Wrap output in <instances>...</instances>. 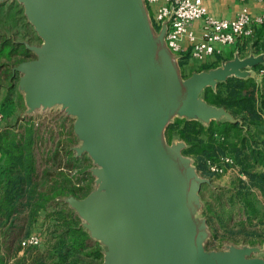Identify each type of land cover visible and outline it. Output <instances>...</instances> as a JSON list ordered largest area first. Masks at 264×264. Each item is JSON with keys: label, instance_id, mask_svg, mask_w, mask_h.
<instances>
[{"label": "water", "instance_id": "obj_1", "mask_svg": "<svg viewBox=\"0 0 264 264\" xmlns=\"http://www.w3.org/2000/svg\"><path fill=\"white\" fill-rule=\"evenodd\" d=\"M47 43L25 62L29 93L76 115L106 189L79 201L110 246L105 264H264L242 249L199 258L198 225L187 223L188 190L200 178L166 146L161 118L178 108L224 113L200 92L235 75L236 63L191 74L173 87L151 76L168 61L162 29L150 38L143 0H21ZM172 62V60H170ZM238 76V75H237Z\"/></svg>", "mask_w": 264, "mask_h": 264}, {"label": "rangeland", "instance_id": "obj_2", "mask_svg": "<svg viewBox=\"0 0 264 264\" xmlns=\"http://www.w3.org/2000/svg\"><path fill=\"white\" fill-rule=\"evenodd\" d=\"M142 3L150 38L157 40L162 28L154 21L144 1ZM257 35L256 33L246 40L254 47L255 56L261 53L264 57V35ZM44 43H47V39L32 20L24 2L0 0V133L5 131L22 133L28 124L34 127L35 180L40 182L41 191L48 190L45 193L48 199L44 207L36 211L29 233L19 237L17 243L19 249L16 253L14 251L16 241L11 245H5L0 235V257H3L1 262L105 264L110 246L100 239L94 223L78 207L79 201L97 195L107 188L98 172L99 162L83 147L87 139L76 126V115L70 111V106L65 104L63 97L52 100L41 98L38 91L34 95L29 93L28 70L24 63L38 58V53L31 47ZM261 54L259 56L262 57ZM192 60L182 64L176 54L170 53L166 63L156 64L151 76H154V79L164 77L167 85L173 87L202 68L201 64ZM242 63H245L244 60ZM260 67H264V59L252 67V77L258 81L264 77V74L260 73ZM179 116L203 122L224 119L226 116L215 111L206 115L198 112L182 115L178 108H175L161 118L166 146L177 149L185 161L186 168L200 178L197 184L188 190L190 207L187 211V223L198 225L196 239L199 258L208 259L223 250L242 249L246 256L264 261L262 194L255 187L249 188V198L254 206V210H250V207L243 205L237 194V191L246 189L241 182L247 185L248 178L229 154L218 157L214 163L208 162L211 173H202L196 168L194 159L182 152L185 147L184 141L175 136L171 141H167L164 133L166 126ZM231 134L229 131L228 137ZM59 148L61 152L54 161L52 153ZM2 164L0 155V177L3 175ZM44 172H47L45 178ZM56 179L60 182L65 181L61 182L63 192L58 194H54L52 189L49 191V187L57 181ZM72 187L78 189L75 194L68 192ZM26 212L27 210H24V213ZM64 221L67 223L73 221L70 224L78 228V234L84 236L85 242L78 251L68 248L67 257L62 260L55 250L51 251V248L59 240L60 233H65ZM31 236L36 238V242L34 240L23 245L22 241ZM65 241L67 245H72L70 235H65Z\"/></svg>", "mask_w": 264, "mask_h": 264}, {"label": "trees", "instance_id": "obj_3", "mask_svg": "<svg viewBox=\"0 0 264 264\" xmlns=\"http://www.w3.org/2000/svg\"><path fill=\"white\" fill-rule=\"evenodd\" d=\"M263 31L260 28L256 32L257 36ZM201 97L207 104L223 108L228 117L203 122L179 116L167 124L165 138L171 141L175 136L184 141L182 152L194 159L196 168L202 173H211L208 162L214 163L218 157L229 154L248 178L247 185L241 182L246 189L237 191L238 198L244 206L254 210L249 188L255 187L264 198V77L258 81L252 76L228 75L218 80L215 86L204 87ZM229 131L232 133L230 137ZM34 133L35 129L30 124L25 125L22 133H0L3 162V175L0 177V235L5 245L16 241L15 253L19 249V237L29 233L36 211L43 208L48 199L45 197L48 190L41 191L40 182L35 180ZM60 152L59 148L52 153L54 161ZM61 182L54 181L49 191L52 189L54 194L63 192ZM77 190L72 187L68 192L75 194ZM24 210L27 212L24 213ZM72 222L64 221L65 233H60L59 240L51 248L62 260L67 257L68 248L78 251L84 246V236H79L78 228L71 225ZM66 234L71 236V246L65 241ZM1 259L2 256L0 264Z\"/></svg>", "mask_w": 264, "mask_h": 264}, {"label": "built area", "instance_id": "obj_4", "mask_svg": "<svg viewBox=\"0 0 264 264\" xmlns=\"http://www.w3.org/2000/svg\"><path fill=\"white\" fill-rule=\"evenodd\" d=\"M144 1L156 4L154 19L164 30L163 41L168 52H180L182 41L187 40L191 56L198 60L218 52V44H233L239 39L250 38L257 28L264 27V10L256 15L242 10L233 18H217L208 13L204 0ZM252 1L264 3V0ZM198 19L202 20L199 36L192 27L193 22ZM260 73L264 74V69ZM34 240L36 242V238L31 236L24 239L22 244H30Z\"/></svg>", "mask_w": 264, "mask_h": 264}, {"label": "crops", "instance_id": "obj_5", "mask_svg": "<svg viewBox=\"0 0 264 264\" xmlns=\"http://www.w3.org/2000/svg\"><path fill=\"white\" fill-rule=\"evenodd\" d=\"M204 3L207 7L208 13L217 18H233L236 16L237 13H239L242 10H247L253 15L259 14L264 10L263 2H257L252 0H204ZM144 4L147 6L146 8H148V11L152 13L154 18V10L156 4H148L145 1ZM201 24H202L201 19L195 20L192 24V27L196 35L198 36L201 34ZM260 28L264 30V27H260ZM260 28H257L256 30L259 31ZM262 34L264 35V31L262 32ZM248 41L249 40L246 39H239L233 44H226V45L218 44L217 45V48L219 50L218 52H215L214 54L206 57L203 60H198L191 56L190 45L188 41L183 40L182 50L176 53V57L179 59V61H182V64H184L183 62H187V61L191 62V60L193 59L194 61L193 60L192 61L194 63L201 64L202 66L203 65L209 66L208 68H201L197 72L203 70L205 71L214 70L219 67L221 68L226 63L232 62V63H236L237 65L236 67L232 68L235 75L243 76V77L253 76V74H251L252 67L257 62L260 61L263 62L264 57L261 53L259 54H261L262 57L259 56V54L255 56L254 55L255 49ZM247 58L248 61H246ZM243 60L245 63H242ZM201 92H200V97H201Z\"/></svg>", "mask_w": 264, "mask_h": 264}]
</instances>
